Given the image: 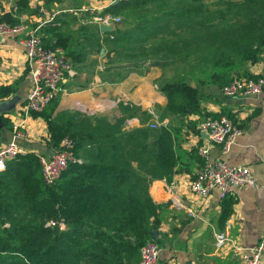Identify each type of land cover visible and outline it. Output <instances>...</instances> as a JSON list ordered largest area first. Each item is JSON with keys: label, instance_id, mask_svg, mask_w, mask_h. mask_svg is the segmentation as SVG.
<instances>
[{"label": "trees", "instance_id": "obj_1", "mask_svg": "<svg viewBox=\"0 0 264 264\" xmlns=\"http://www.w3.org/2000/svg\"><path fill=\"white\" fill-rule=\"evenodd\" d=\"M63 1L44 0V6L52 10ZM151 1H119L101 14L143 13ZM182 1L178 21L192 26L187 36L177 34V39L171 31L175 18L157 22L161 25L153 30L146 21L111 31L82 25L79 41L65 31L67 14L38 27L37 33L45 47H63L73 65L103 48L108 54L131 60L164 51L169 54L162 57L167 58L164 62L196 63L195 70H203L201 75H209L220 87L237 75L253 77L241 71L248 63L263 60L264 0H218L215 8L202 0ZM30 3L17 0L16 13H4L0 19L17 25L24 14L43 15ZM166 33L158 44L145 49L144 41ZM165 80L160 88L167 97L166 112L181 124L201 111L200 85ZM20 81L0 85V101L16 94ZM60 95L34 116L45 120L53 148H59L65 137L72 138L73 153L82 162L70 163L57 182L49 185L37 153L8 161L7 168L0 171V264H139L143 246L159 240L161 205L151 196L150 186L155 180H171L178 171V129L172 124L150 128L144 121L142 126L127 128L132 108L124 104L121 115L115 117L57 112ZM4 122L13 127L7 117ZM186 124L200 133L192 122ZM235 203L233 195L223 199L222 226ZM50 220L57 224L47 226ZM62 222L65 228H61Z\"/></svg>", "mask_w": 264, "mask_h": 264}, {"label": "crops", "instance_id": "obj_2", "mask_svg": "<svg viewBox=\"0 0 264 264\" xmlns=\"http://www.w3.org/2000/svg\"><path fill=\"white\" fill-rule=\"evenodd\" d=\"M16 1L0 0V15L16 13ZM110 1L88 0L79 8L75 3V7L65 6L64 0L61 5L57 4L49 10L44 6V0H31V7L43 15L24 14L20 18L30 28L35 24L38 28L58 16L65 18L68 14L64 28L67 34L74 35L73 30H79L82 25L90 30L98 24L102 28L103 24L96 17L103 15L101 12L111 6ZM54 12L58 13L50 19L49 15ZM74 17L77 19L75 22ZM158 24L156 27H159ZM132 26L134 23L124 27ZM107 30L111 31L112 28ZM75 37L81 41L79 33ZM20 39L16 35L6 36L0 43V85L21 80L16 94L21 95L22 100L15 110L5 114L12 125L22 116L20 107L25 105L32 87L30 67ZM107 52L105 48L90 52L85 60L73 65L74 73L67 74L62 82L57 112L78 111L86 115L115 117L121 115V105L124 104L132 108V115L125 125L127 128L142 126L143 121L149 125L153 120L151 110L158 115L159 123L174 125L178 129V171L171 180H155L150 186L151 196L161 205L163 218L158 234L160 256L157 264H243L240 252L234 245L252 247L258 244L264 228V91L256 96L228 97L223 94L222 87L211 82L209 75H201L202 72L194 70L195 73L188 80L202 89L201 111L190 114L185 123L180 124L179 118L166 112L167 97L160 88L163 80L173 79L168 77L172 72L169 69L177 64L176 61L166 63L160 59L166 57L167 52L160 51L150 56L156 58L151 61H126L118 58L114 52ZM241 72L253 76L264 74V55L263 60L248 63ZM207 116H228L240 122L244 134L229 152L225 153L221 145L210 142L208 135L201 131L200 123ZM188 121L195 125L199 134L186 124ZM24 130L28 137L18 142L29 151L46 156L54 152L55 148L49 142L47 124L42 117L31 115L26 120ZM12 138L13 127L4 125L0 129V144L10 142ZM204 145L210 146L212 158L249 166L257 180L256 186L241 188L232 194L236 203L223 226L220 223L223 201L220 195L213 193L202 199L190 189L192 179L204 164L199 154V147ZM225 230L231 240L223 249H218L216 234Z\"/></svg>", "mask_w": 264, "mask_h": 264}, {"label": "built area", "instance_id": "obj_3", "mask_svg": "<svg viewBox=\"0 0 264 264\" xmlns=\"http://www.w3.org/2000/svg\"><path fill=\"white\" fill-rule=\"evenodd\" d=\"M119 1L128 0H111L109 4L115 5ZM41 11L46 12L43 8ZM57 13L49 15L50 19H53ZM96 20L104 26L110 27L118 24L121 17L107 13L97 16ZM0 35L21 37L20 41L24 46L32 80L27 101L20 107L22 116H19L13 124V138L10 142L0 144V171H4L9 160L31 153L18 142L19 139L28 137L24 130L26 120L34 113L43 112L53 100L59 97L62 91V82L67 74L74 73V66L63 47H45L37 33V28L31 29L25 22L13 25L0 19ZM263 91L264 74L253 77H235L222 87L223 94L228 97L256 96ZM151 115L153 120L148 125L150 128L164 125L159 123L155 111L151 110ZM200 129L208 135L210 142L221 145L225 153L229 152L232 145L244 134L240 122L228 116H207L200 123ZM74 147L75 141L70 137H65L60 147L55 149L51 155H39L43 166L44 180L47 184H55L70 163L82 162V159L77 158L73 153ZM199 154L203 157L204 164L192 179L190 189L202 199L210 197L213 193H218L224 199L234 194L238 189L256 186V177L249 166L230 164L223 158H212L209 145L199 147ZM189 212L193 214L192 209H189ZM56 224L57 222L54 220L46 223L47 226ZM5 225L8 226V223ZM60 225L61 228H65L63 222ZM229 226L228 222L227 227ZM230 240L227 230L219 232L216 234V247L223 249ZM234 248L240 252L243 264H262L264 228L258 244L252 247L234 245ZM159 256V244L150 241L141 250L139 264H157Z\"/></svg>", "mask_w": 264, "mask_h": 264}, {"label": "rangeland", "instance_id": "obj_4", "mask_svg": "<svg viewBox=\"0 0 264 264\" xmlns=\"http://www.w3.org/2000/svg\"><path fill=\"white\" fill-rule=\"evenodd\" d=\"M88 0H65V6H74L73 4L75 3L76 6H78L79 8L82 7L83 5H85V3ZM206 3L207 7L210 8H215L216 4L218 2V0H202ZM183 1L182 0H153L151 1L150 4H148L147 6H145V8H143L144 12L143 13H139V14H135L132 12H129L128 15L125 14H120L119 16L121 17V21L118 24H114L111 25L110 27L113 29H116L117 27H123V29L126 27V25H132L134 23V26L137 25V23H139L140 21H146L148 24V27L150 26H155L156 27V23L157 22H162V21H167L168 19H174L175 22H173V26L171 31L174 30V33H176V35H174L177 39V34H180L181 36H187L191 30V26L192 23L189 25H181L180 22L178 21L180 18V14H182V6H183ZM75 7V6H74ZM140 14H145V17H142L143 15ZM140 15V16H138ZM188 16L190 18V15L188 13ZM142 19V20H139ZM188 19V18H187ZM184 23L186 20H183ZM188 21L190 22V20L188 19ZM96 22H94L95 24ZM67 24V23H66ZM97 25V23L95 24ZM99 25V24H98ZM97 25V26H98ZM125 26V27H124ZM145 27V26H144ZM150 29H152V27H150ZM153 30V29H152ZM75 33L74 36H81L82 33L77 30L74 29L73 30ZM171 31L169 34H171ZM78 32V33H76ZM167 35L166 34H162L159 35L157 37H154L150 40H146L143 42L144 46L146 47L145 49H151L152 46L158 44L162 37L164 38V36ZM173 35V34H172ZM137 45V44H136ZM168 53H166V57ZM139 59L135 60V59H124L126 61H139V60H153L154 58L150 57V56H145V55H139ZM163 60H166L167 58H160ZM180 63H177L176 65H174L173 67H171L169 70H172L171 73H169L168 77L169 78H173V79H169V80H188V78H191L190 76H192V73H195V67L198 65L196 63H183L181 61H179ZM203 71V70H202ZM201 71V72H202ZM205 73H203L204 75ZM242 74V73H241ZM240 77V75H237L235 77ZM166 81V80H165ZM189 81V80H188ZM164 82V80L162 81ZM158 116V115H157ZM162 117V116H160ZM159 119V117H158ZM159 244V243H158ZM160 246V245H159Z\"/></svg>", "mask_w": 264, "mask_h": 264}, {"label": "water", "instance_id": "obj_5", "mask_svg": "<svg viewBox=\"0 0 264 264\" xmlns=\"http://www.w3.org/2000/svg\"><path fill=\"white\" fill-rule=\"evenodd\" d=\"M109 27L102 25V30L108 31ZM4 37L0 35V43H2ZM22 97L19 94H14L12 97L8 99H4L0 101V129L5 125L4 117L6 113H10L17 105L21 102ZM156 237H158V233H156Z\"/></svg>", "mask_w": 264, "mask_h": 264}]
</instances>
